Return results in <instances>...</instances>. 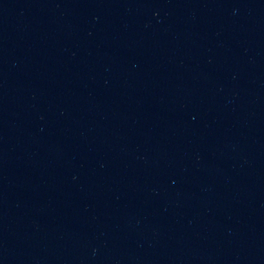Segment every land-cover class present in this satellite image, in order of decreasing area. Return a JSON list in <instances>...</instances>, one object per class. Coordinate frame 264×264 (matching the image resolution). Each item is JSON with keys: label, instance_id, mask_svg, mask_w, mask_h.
I'll return each mask as SVG.
<instances>
[{"label": "water", "instance_id": "water-1", "mask_svg": "<svg viewBox=\"0 0 264 264\" xmlns=\"http://www.w3.org/2000/svg\"><path fill=\"white\" fill-rule=\"evenodd\" d=\"M0 264H264V0H0Z\"/></svg>", "mask_w": 264, "mask_h": 264}]
</instances>
